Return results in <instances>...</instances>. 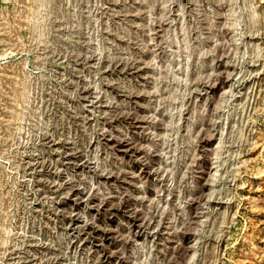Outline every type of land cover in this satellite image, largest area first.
Returning <instances> with one entry per match:
<instances>
[{"label": "rangeland", "instance_id": "1", "mask_svg": "<svg viewBox=\"0 0 264 264\" xmlns=\"http://www.w3.org/2000/svg\"><path fill=\"white\" fill-rule=\"evenodd\" d=\"M0 264H264V0H0Z\"/></svg>", "mask_w": 264, "mask_h": 264}]
</instances>
